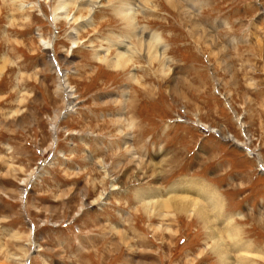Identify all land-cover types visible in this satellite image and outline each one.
Returning <instances> with one entry per match:
<instances>
[{
  "label": "rangeland",
  "instance_id": "rangeland-1",
  "mask_svg": "<svg viewBox=\"0 0 264 264\" xmlns=\"http://www.w3.org/2000/svg\"><path fill=\"white\" fill-rule=\"evenodd\" d=\"M124 1L0 0V264H264V0H131L155 60ZM184 178L222 217L144 208Z\"/></svg>",
  "mask_w": 264,
  "mask_h": 264
},
{
  "label": "bare ground",
  "instance_id": "bare-ground-1",
  "mask_svg": "<svg viewBox=\"0 0 264 264\" xmlns=\"http://www.w3.org/2000/svg\"><path fill=\"white\" fill-rule=\"evenodd\" d=\"M142 1L149 3L150 0H142ZM131 3H133L131 0H126L123 2V4L118 9H116L118 17L122 20V22L124 23V26L130 31V33L132 32L133 33L132 35L136 36V39L138 40V44L141 46V48H145V49L147 48V52H148V55L150 56L151 60L161 59L160 55H162V54L159 51L158 52L156 51V49H159V47H160V39H159L160 37L155 33L154 34L153 33L152 34L147 33L142 28L139 31H137V28H138L137 27V15H138V13L135 10H133L134 8H133V6H131ZM171 4H172V2H171ZM144 34H145L144 39L148 36V34H150L146 38V39H148V40H146L147 42H145V40L142 39V37H143L142 35H144ZM119 47L124 48L125 47L124 43L121 42ZM132 56H133V53H131L130 50H127V52H125V53L124 52L118 53V56L116 59L110 60V59H107L105 57L103 59L99 58V60H101L103 63L107 64L108 66H110L112 68L113 67L114 68L115 67L124 68L126 66V64L129 63ZM61 75L63 77L62 78L63 83L61 84V88L62 89L64 88L65 93L68 95V92H70V91H69V89L65 83V79H64L65 74H61ZM226 139L236 141L237 146L244 147V144L239 143V141H237L234 137H226ZM173 190H180L181 192H185V193L184 194L171 195L170 197H168L167 199H165L163 201H160L159 198L156 199L158 201H156L154 199H151V200L149 199V197L154 195L155 192H150L149 193L150 196H148L147 193H143L142 196L140 195L142 197V199L140 201H142V204H143L145 209L149 208V206L157 205V206L165 207L166 209L167 208H175V210L177 209L178 211H182V212L187 213L186 212L187 209L191 208L194 212H196L198 214V216H200L201 219H203L207 222L212 221L211 217L212 218L215 217L216 219L217 218L219 219L220 217H222L221 212H222V208H223V199H222L221 195H219L217 193V191L212 186L205 184L203 181L194 180V179L188 180V179L184 178V179L177 181L176 183H174L171 186V191H173ZM186 193L187 194L192 193V195H195L197 197L189 196ZM227 233H228V236L230 237L229 239H231L232 236L234 239V237L236 236V235L234 236L233 229L228 230ZM215 244H217V243H215ZM231 247H234V248L237 247L238 250H241L243 252H248V253L251 250L250 246H247L245 243L243 244L241 242H237V244L235 246H231ZM227 250L228 249L224 246L220 247L219 249L216 250V254L221 257L222 264H234L235 261L238 264H257L253 261L254 259L259 258L257 255L238 256L237 260L233 261L234 263H232L231 258H230V254Z\"/></svg>",
  "mask_w": 264,
  "mask_h": 264
}]
</instances>
